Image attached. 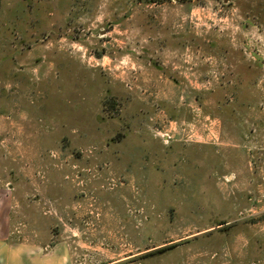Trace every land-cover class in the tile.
Returning a JSON list of instances; mask_svg holds the SVG:
<instances>
[{
    "label": "rangeland",
    "instance_id": "obj_1",
    "mask_svg": "<svg viewBox=\"0 0 264 264\" xmlns=\"http://www.w3.org/2000/svg\"><path fill=\"white\" fill-rule=\"evenodd\" d=\"M1 241L264 264V0H0Z\"/></svg>",
    "mask_w": 264,
    "mask_h": 264
},
{
    "label": "crops",
    "instance_id": "obj_2",
    "mask_svg": "<svg viewBox=\"0 0 264 264\" xmlns=\"http://www.w3.org/2000/svg\"><path fill=\"white\" fill-rule=\"evenodd\" d=\"M4 231H6V229ZM0 243L4 244L5 242L1 241ZM49 246L50 245L47 244L43 247L46 253L37 245H18L11 250L7 249V247L1 248L0 254L10 253V258H12L16 264H68L67 251L63 250L64 248L61 245L59 247L53 245L50 249Z\"/></svg>",
    "mask_w": 264,
    "mask_h": 264
}]
</instances>
